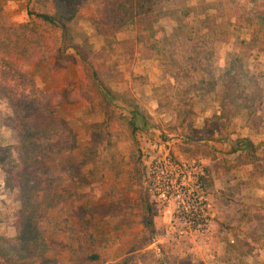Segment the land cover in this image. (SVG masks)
Segmentation results:
<instances>
[{"label": "rangeland", "instance_id": "374dc122", "mask_svg": "<svg viewBox=\"0 0 264 264\" xmlns=\"http://www.w3.org/2000/svg\"><path fill=\"white\" fill-rule=\"evenodd\" d=\"M31 5L32 0H0L1 24L28 21ZM263 7L264 0L164 2L155 18L162 29L157 45L166 56L151 48L149 41H135V27L116 32L107 43L85 12L67 24L65 33L42 27L50 54L45 60L26 62L21 58L18 63L37 88L60 93L61 102L52 112L61 132L48 146L42 142L44 171L40 176L44 190L65 197L62 205L46 208L40 215L49 251L45 258L28 264H85L93 252L110 264L119 256L114 245L122 254L147 245L151 231L156 234V227L161 226L153 218L155 206L146 187L148 153L194 158L201 141H208L203 138L217 134L210 120L219 110L220 82L208 93L184 92L192 81L205 77V71L191 69L197 63L204 62L216 77L233 66L245 94L257 88L263 94L256 115L233 118L226 128V132L232 131L229 141L209 143V150L219 151V156L224 150L228 155L222 158L233 164L236 155L231 152L244 148L245 124L256 143L264 142V52L248 46L254 15ZM108 93L133 101L146 121L136 116L133 131L130 109ZM185 100L195 112L190 127L184 130L190 140L184 133H167ZM11 115L8 102L0 95V145H10L15 158L18 132L8 119ZM210 188L207 177L205 192L211 208ZM19 213L18 192L4 186L0 169V235H15ZM134 231L140 237L131 246L126 236ZM88 233L93 236L92 244ZM160 248L159 254L144 251L146 264H189V257L175 254L167 244Z\"/></svg>", "mask_w": 264, "mask_h": 264}, {"label": "trees", "instance_id": "16d2710c", "mask_svg": "<svg viewBox=\"0 0 264 264\" xmlns=\"http://www.w3.org/2000/svg\"><path fill=\"white\" fill-rule=\"evenodd\" d=\"M168 0H32L28 10L29 20L10 26L0 22V95L8 102L12 115L8 118L18 132V143L14 146L16 157L12 158L10 145H0V169L4 174V186L9 190H17L20 213L14 236L0 235V264H28L30 261L43 259L47 256L49 247L44 232L40 228V215L43 210L64 203V195L51 193L42 188L40 172L44 171L42 152L45 145L61 132V126L53 115L52 107L61 102L59 92L45 91L34 85L33 78L19 63V59L28 62L48 57L49 47L42 32L43 26L58 29L65 33L67 24L77 16L86 13L96 26V31L107 37L128 27H135V41H149V46L159 55L166 56L157 45L162 29L156 25L155 13ZM255 28L248 42L249 47H258L264 52V7L255 13ZM162 51V52H161ZM172 58V56H170ZM174 65L176 60L172 58ZM192 70L205 71V77L192 81L184 92L215 90L217 81L221 91L218 94V113L212 120L216 135H210L203 140L214 143H226L232 131L226 132L233 118L242 116L246 119L256 115L263 94L257 88L250 94H245L240 87L236 71L228 66L219 77L213 76L204 62L194 65ZM207 76V77H206ZM93 77L101 85L96 73ZM115 101H121L130 109L132 120L130 125L135 130V117L140 116L145 122V115L140 113L137 105L121 94L108 93ZM180 109L176 121L168 126V134L183 136L195 116L191 102L185 100L179 104ZM9 126V124H7ZM156 126V125H155ZM158 127V126H157ZM186 138L190 137L184 133ZM247 150H240L233 159V164L243 161L264 159V148L261 156L255 154L264 142L256 145L248 138H243ZM254 149V153L249 150ZM172 158L171 152L168 153ZM226 157V156H225ZM225 164L228 160L223 159ZM62 202V203H61ZM148 242L155 234L151 231ZM92 244L93 236L88 233ZM133 248L130 252L140 249ZM238 249H241L239 244ZM131 253L110 264H146L144 256ZM189 264H202L200 260L189 259ZM200 261V262H199ZM98 253L93 252L85 264H105ZM164 264V262H162Z\"/></svg>", "mask_w": 264, "mask_h": 264}, {"label": "crops", "instance_id": "0c3cea01", "mask_svg": "<svg viewBox=\"0 0 264 264\" xmlns=\"http://www.w3.org/2000/svg\"><path fill=\"white\" fill-rule=\"evenodd\" d=\"M244 129L248 130V134L243 137L256 145L250 126L245 124ZM209 143L212 142L201 141L194 158L203 161L210 181L209 197L212 200L213 215L210 232L189 239H175L169 212L154 203L153 218L157 221L156 225H161L160 228L156 227V234L152 235L145 247L132 252L122 254V249L114 245L113 251L119 254L114 261L131 253L139 255L148 250L159 254L162 252L161 245L167 244L175 254L206 264H264V159L228 165L222 158L228 153L223 150L219 156V151L209 150ZM246 148L244 145L243 150ZM263 148L264 145L255 151L258 157ZM239 151L233 150L231 154L235 155ZM249 153H254V149L249 150ZM160 219L165 222H159ZM142 227L138 226L137 231L140 232ZM161 228L162 232L158 230ZM137 231L126 236L131 246L139 241L140 233Z\"/></svg>", "mask_w": 264, "mask_h": 264}, {"label": "built area", "instance_id": "2783aa9c", "mask_svg": "<svg viewBox=\"0 0 264 264\" xmlns=\"http://www.w3.org/2000/svg\"><path fill=\"white\" fill-rule=\"evenodd\" d=\"M148 196L170 214L175 239H189L210 232L213 215L205 192L206 171L201 159L172 158L148 153L145 162Z\"/></svg>", "mask_w": 264, "mask_h": 264}]
</instances>
